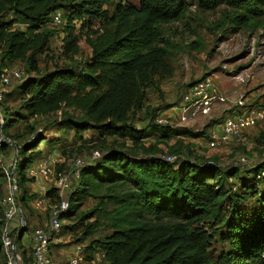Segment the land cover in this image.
Here are the masks:
<instances>
[{
  "label": "trees",
  "instance_id": "16d2710c",
  "mask_svg": "<svg viewBox=\"0 0 264 264\" xmlns=\"http://www.w3.org/2000/svg\"><path fill=\"white\" fill-rule=\"evenodd\" d=\"M108 2L0 0V68L17 62L25 65V75L16 88L21 95L19 110H3L2 132L13 144L2 148L4 154L8 146L18 150L11 158L17 160L20 200L29 213V226L34 211L28 201L35 194L29 197L27 192V183L34 182L28 169L43 157L42 143L51 148L58 144L47 133L55 128H72L76 135L94 130L107 149L82 168L64 214V219L75 221L68 228L81 233L78 244L90 240L85 249L100 252L107 264H264V162L251 168H223L214 158L192 159L191 152L186 155L179 147L180 141L168 152L179 155L178 159L169 162L157 144L146 145L143 140L155 132L166 144L171 136L194 138L199 134L168 124L154 123L145 130L130 123L131 115L146 104V90L169 69L168 49L160 43L162 24L186 15L191 2L204 10L221 5L245 8L251 16L241 13L236 19L248 23L264 13V0H140L138 5L119 3L112 14L104 8ZM58 10L66 20L63 53L70 61L42 69L41 57L57 34L51 24ZM78 20L88 29L92 49L83 62L73 58L80 52ZM97 20L104 23L94 29ZM19 21L26 24L25 29L15 27ZM71 109L81 115L72 114ZM54 114L58 117L39 125ZM21 120L28 130L10 135L9 130ZM108 136L129 139L132 146H125L124 141L112 147ZM6 176L0 164V199ZM89 197L98 199L96 206L80 211ZM46 198L56 204L61 196L50 188ZM255 202L263 204L262 209L245 220V206ZM110 204L114 206L108 208ZM222 218V224L214 226ZM3 227L0 207V264H7ZM105 227L107 231L102 232ZM217 236L229 245L214 254ZM20 247L24 253L31 251L22 241Z\"/></svg>",
  "mask_w": 264,
  "mask_h": 264
},
{
  "label": "rangeland",
  "instance_id": "374dc122",
  "mask_svg": "<svg viewBox=\"0 0 264 264\" xmlns=\"http://www.w3.org/2000/svg\"><path fill=\"white\" fill-rule=\"evenodd\" d=\"M128 2L138 5L140 0H110L104 8H107L112 14L119 3ZM241 13L251 16V13L245 8L221 5L214 10H204L197 3L191 2L186 15L179 20L162 24V41L160 43L168 49L169 69L165 75L156 77L155 85L146 90V104L142 110L131 115L130 123L137 129L150 130L154 123L160 124L159 119H171L172 108L180 102L188 85L207 76H210L220 91L228 96V101L226 104L217 107L211 118L203 119L197 123H190L186 127L198 133L199 136L194 138L171 136L168 144H166L160 138L159 133L155 132L143 140L146 145L157 144L164 154H168L172 147L179 146L180 141L181 146L179 147L186 155L191 152L192 159L214 158L223 168L231 165L251 168L264 162V122L246 132L242 139L233 140L215 149H211L207 145L211 128L217 126L223 120L224 109L234 105L239 99H243L248 106H264V13L251 18L248 23H245V19H236ZM76 22L80 52L73 58L77 62H83L91 56L92 49L87 42L88 29L82 27L79 20ZM103 23L104 21L97 20L92 28H99ZM65 24V19L61 26L51 24L53 28H56L57 34L51 39L50 49L41 57L40 65L42 69L53 68L56 64H64L70 61L69 57L63 53V27ZM15 27L25 29L26 24L19 21ZM10 66H19L25 70L24 63L17 62ZM19 83L20 80H13L8 86L3 104L4 112L6 111L5 108H9V112L19 110L21 95L16 89ZM70 112L77 116L81 115L79 110L71 109ZM50 116L52 117L40 120L41 124L39 125L43 127L46 122L58 117L57 114ZM17 130L24 132L28 130L25 120L19 121L14 128H11L9 134L12 135ZM47 135L54 136L58 144L55 148H51V146L46 145L47 143H42L40 148L43 157L41 158L43 159L56 152L64 160L56 168L55 178L57 180L70 173L75 159L90 160L94 151H99L102 154L107 149L101 143L103 137L94 130L76 135V131L72 128L67 130L55 128ZM106 139L112 147H120L124 141L125 146H132L129 139H122L117 136H108ZM16 149L8 146L5 150V162H8L11 156L16 155ZM242 158H245L246 161L242 162ZM0 164L2 166L6 165L4 162H0ZM6 177L7 185L3 195L9 191V178ZM69 177L71 188L63 193L65 199L71 195L79 184L78 180L72 176ZM37 187L38 185L32 181L27 183L29 197L34 194L37 195ZM21 194L22 191L19 189L18 199L20 203ZM33 200L34 198L28 204H33ZM97 201L98 199L89 197L84 201L80 211L92 209L96 206ZM47 204H49V201ZM262 205L255 202L245 206L244 219L251 218L254 212L259 213L263 207ZM113 206V204H110L108 208ZM27 214L29 215V213ZM30 216L32 224L27 229L28 234L31 233L34 225L42 224L46 214L34 211ZM94 220V217L90 218L89 222ZM223 220L222 218L220 221L215 222L214 226H219ZM63 222L66 242L52 247L53 260L57 264L68 263L74 253L75 246L78 244L76 240L81 237L79 229L73 232L68 228V225L73 224L75 221L64 219ZM106 231V227L102 229V232ZM89 241L86 240L79 244L83 246V264H107L100 252L85 249ZM228 245L223 241V238L217 236L213 241L212 253L218 254ZM89 257H92V259H89Z\"/></svg>",
  "mask_w": 264,
  "mask_h": 264
},
{
  "label": "built area",
  "instance_id": "2783aa9c",
  "mask_svg": "<svg viewBox=\"0 0 264 264\" xmlns=\"http://www.w3.org/2000/svg\"><path fill=\"white\" fill-rule=\"evenodd\" d=\"M63 22L62 12L56 11L52 25L61 26ZM24 75L25 70L19 66L0 68V162L6 163L3 168L9 178V191L0 199V207L4 212L2 247L7 255V264H57L53 260L52 247L66 242L63 220L65 212L70 208V203L68 198L63 197V193L71 188L69 176L79 180L82 168L89 161L100 158L101 153L94 151L90 160L75 159L70 173L59 180L55 178V171L58 164L64 160L57 153H51L29 167V176L34 179V183L38 185L37 189L43 194V196L35 197L33 204L29 206L33 211L45 213L46 217L42 220V224H38L28 234V212L18 199L20 188L16 175L17 160L10 158L8 162H5L6 156L2 148L3 144H13L11 139L2 132L5 123L3 115L5 95L11 82L21 80ZM227 101L228 96L220 91L210 76H207L186 88L180 102L172 108L171 119L164 118L158 121L173 127H187L190 123L211 118L216 108L226 104ZM223 112L222 122L213 126L208 136L207 145L211 149L244 138L246 132L264 122V106H248L243 99H239ZM162 157L169 162H175L178 159L177 155L166 153L162 154ZM241 161L244 162L246 159L242 158ZM262 173L264 174V171ZM40 178H42L41 183H39ZM50 188H56L60 193L61 199L56 204H47L46 192ZM20 241L30 247L31 251L24 253L20 247ZM82 253V245L77 244L67 264H83Z\"/></svg>",
  "mask_w": 264,
  "mask_h": 264
},
{
  "label": "crops",
  "instance_id": "0c3cea01",
  "mask_svg": "<svg viewBox=\"0 0 264 264\" xmlns=\"http://www.w3.org/2000/svg\"><path fill=\"white\" fill-rule=\"evenodd\" d=\"M252 129H253V128H252ZM52 148H55V146L52 147ZM55 153H56V152H55ZM41 182H42V178L39 179V183H41ZM38 196H43V194L40 193L39 190L37 189V195H36L35 197H38ZM35 197H34V198H35ZM28 202H29V201H28Z\"/></svg>",
  "mask_w": 264,
  "mask_h": 264
}]
</instances>
